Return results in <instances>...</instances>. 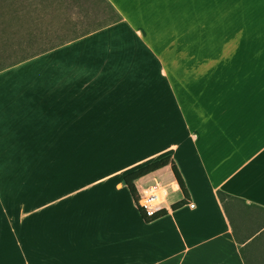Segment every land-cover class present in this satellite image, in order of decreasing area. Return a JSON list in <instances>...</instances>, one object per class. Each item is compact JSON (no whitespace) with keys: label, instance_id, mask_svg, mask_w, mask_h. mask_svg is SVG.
<instances>
[{"label":"crops","instance_id":"obj_1","mask_svg":"<svg viewBox=\"0 0 264 264\" xmlns=\"http://www.w3.org/2000/svg\"><path fill=\"white\" fill-rule=\"evenodd\" d=\"M105 2L118 20L0 70V264H247L264 230V0H214L229 28L181 65L168 43L192 0ZM164 155L187 201L170 208L169 164L137 178L167 170L180 191L146 222L122 177Z\"/></svg>","mask_w":264,"mask_h":264},{"label":"rangeland","instance_id":"obj_2","mask_svg":"<svg viewBox=\"0 0 264 264\" xmlns=\"http://www.w3.org/2000/svg\"><path fill=\"white\" fill-rule=\"evenodd\" d=\"M240 3L253 0H238ZM230 0H224V3ZM214 0H192L190 21L185 10L184 24L182 18L178 25L176 18L175 32L178 41L169 42L175 57L174 65L183 61L198 60L199 50H209L214 34L221 28L229 27L214 25L219 11L210 9ZM203 7L199 9L198 7ZM229 12L224 10V17ZM239 17L247 16L246 10H238ZM112 10L105 0H0V65L15 62L18 57L31 54L39 49L60 43L85 31L105 24L112 16ZM178 14V11H176ZM206 24H199L200 22ZM229 33V30L227 31ZM22 42L21 45H17ZM12 46V47H10ZM168 184L166 202L177 200L180 191L170 184V174L161 170L154 179ZM149 181H143L146 183ZM151 182V181H150ZM252 250V251H251ZM247 264H264V230L256 235L243 248Z\"/></svg>","mask_w":264,"mask_h":264},{"label":"trees","instance_id":"obj_3","mask_svg":"<svg viewBox=\"0 0 264 264\" xmlns=\"http://www.w3.org/2000/svg\"><path fill=\"white\" fill-rule=\"evenodd\" d=\"M110 9L112 10L113 14H112V16L108 19V21L105 24L113 22V21H116V20H118L120 18V16L111 7H110ZM105 24L97 25L95 28H93L91 30H88V31H85V32H83V33H81V34H79L77 36L71 37V38H69V39H67L65 41H68V40L74 39V38H76V37H78L80 35L86 34V33L90 32L92 30H95L97 28H100V27L104 26ZM65 41H62L60 43L53 44L51 46L39 49L36 52L31 53V54L22 55L21 57H18L15 62H10L7 65H0V70L2 68L6 67V66L18 63V62H20V61H22V60H24L26 58H29V57H31L33 55H36V54L40 53V52H43V51L48 50L50 48H53V47H55V46H57L59 44H62ZM21 44H22V42H18L17 43V45H21ZM10 47H12V46H10ZM167 164L170 165V170L172 172V175H173V177H174V179H175V181H176V183L178 185L179 190L181 191V193L183 195V198H182V200L179 203L170 205V208H174V207H176V206H178L180 204L186 203V201H187V192H186V189L184 187L182 178H181L176 166L171 161L169 155H164V156H161V157H159V158H157V159H155L153 161L147 162V163L137 167L136 169L124 174L123 177H122V180H123L124 184L126 185L128 191L130 193V196L132 197V199L134 200V202L136 204V207H137L139 215L146 222L151 221V220H153V219H155V218H157L159 216L164 215L167 212V210L166 209H160V210H158L157 212L153 213L150 216L145 215V213L143 212L141 207H139L137 205V202H136V190H135V186H134V181L137 178H139V177H141V176H143V175H145L147 173H150V172H152V171H154L156 169H159V168H161V167H163V166H165ZM216 194H217V197H218L220 202H222V200H223V198L225 196H228V195L222 193L219 190L216 191ZM259 228H260V226H259Z\"/></svg>","mask_w":264,"mask_h":264},{"label":"built area","instance_id":"obj_4","mask_svg":"<svg viewBox=\"0 0 264 264\" xmlns=\"http://www.w3.org/2000/svg\"><path fill=\"white\" fill-rule=\"evenodd\" d=\"M167 186L168 184L153 180L135 187L137 205L141 207L145 215L150 216L160 209H165V199L168 194ZM192 205L189 203L190 207Z\"/></svg>","mask_w":264,"mask_h":264}]
</instances>
